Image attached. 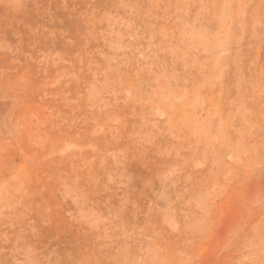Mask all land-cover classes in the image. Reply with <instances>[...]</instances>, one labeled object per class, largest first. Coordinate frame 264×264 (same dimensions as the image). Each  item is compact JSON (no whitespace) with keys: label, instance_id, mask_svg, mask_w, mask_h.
<instances>
[{"label":"rangeland","instance_id":"1","mask_svg":"<svg viewBox=\"0 0 264 264\" xmlns=\"http://www.w3.org/2000/svg\"><path fill=\"white\" fill-rule=\"evenodd\" d=\"M263 39L264 0H0V264H264Z\"/></svg>","mask_w":264,"mask_h":264},{"label":"bare ground","instance_id":"2","mask_svg":"<svg viewBox=\"0 0 264 264\" xmlns=\"http://www.w3.org/2000/svg\"><path fill=\"white\" fill-rule=\"evenodd\" d=\"M202 40V39H201ZM231 44V43H230ZM208 45V44H207ZM238 45V44H237ZM211 46V45H210ZM208 47V46H207ZM206 47V48H207ZM235 47H237L236 45H235ZM226 49V48H225ZM238 49V48H237ZM229 51H231V50H229ZM224 52V51H223ZM235 52H237L238 53V51H236L235 50ZM240 52V51H239ZM243 52V51H242ZM209 53V52H208ZM207 53V54H208ZM213 53V52H212ZM225 53H227V52H225ZM229 53H231V52H229ZM236 53V54H237ZM240 54V53H239ZM246 54H248V53H246ZM250 54V53H249ZM219 55V54H218ZM229 55V54H228ZM241 55V54H240ZM239 55V56H240ZM242 55H244V54H242ZM213 56H214V54H213ZM246 56V55H245ZM210 57H212V56H210ZM229 57V56H228ZM263 57H264V39H263ZM213 58V57H212ZM242 66V65H241ZM242 68V70H243V67H241ZM244 71V70H243ZM242 71V72H243ZM241 72V73H242ZM245 73V72H244ZM243 74V73H242ZM230 75V74H229ZM228 75V76H229ZM246 75V74H245ZM226 78H227V76H225ZM224 77V78H225ZM230 77H231V79H233L234 77H233V75L231 76L230 75ZM229 77V78H230ZM242 77V76H241ZM223 78V79H224ZM225 78V79H226ZM229 78H227V81L228 80H231V79H229ZM236 79V78H235ZM235 79H234V81H235ZM237 80V79H236ZM232 81V80H231ZM231 81H229V82H231ZM221 90H222V94H224V96L225 97H228L230 100H229V102H228V106H226V109H225V111H223V113H224V115H223V117H222V119L224 120V126H226L227 127V134H226V141H225V145H227L230 149H232V151H235V153H237L238 151H240L239 149L240 148H242L241 147V143L239 142V140H238V135H239V133H240V131L242 130V127H243V125L246 123V121H247V123L250 121V119L251 118H249V120H248V116H247V113L245 114L244 112H238V111H236V112H234V113H232V111L231 110H233V111H235L236 110V106H237V104L239 103L240 104V102H241V100H245V99H247V96L249 95H247L246 96V94H245V92H242V89H240V90H238L236 93H232V91L230 90V89H226V87H225V82H224V80H221ZM228 83V82H227ZM213 86H215V85H213ZM245 91H247V89L245 90ZM252 92V91H251ZM220 104V103H219ZM224 105V104H223ZM242 105V104H241ZM234 114V115H233ZM251 117V116H250ZM256 136V135H255ZM242 142V141H241ZM256 143V142H255ZM245 144V143H244ZM243 145V144H242ZM247 145V144H246ZM216 149H217V147H216ZM246 150L248 149V148H245ZM206 150H208V147L206 148ZM244 150V149H243ZM214 152H215V150H214ZM224 152V151H223ZM220 153V152H219ZM244 153V152H243ZM237 156V155H236Z\"/></svg>","mask_w":264,"mask_h":264}]
</instances>
